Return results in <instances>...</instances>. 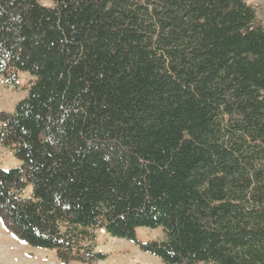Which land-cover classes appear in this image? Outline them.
<instances>
[{
	"label": "trees",
	"instance_id": "1",
	"mask_svg": "<svg viewBox=\"0 0 264 264\" xmlns=\"http://www.w3.org/2000/svg\"><path fill=\"white\" fill-rule=\"evenodd\" d=\"M50 1L0 0V76L27 91L0 110L4 228L61 264L108 260L101 232L163 264H264L252 0Z\"/></svg>",
	"mask_w": 264,
	"mask_h": 264
},
{
	"label": "rangeland",
	"instance_id": "2",
	"mask_svg": "<svg viewBox=\"0 0 264 264\" xmlns=\"http://www.w3.org/2000/svg\"><path fill=\"white\" fill-rule=\"evenodd\" d=\"M51 5L50 0H41ZM258 10L259 18L264 22V0L251 1ZM27 73L20 75V85L26 87L31 81ZM27 95L25 88L12 90L0 76V110L12 112L21 99ZM21 164L13 154L0 143V167L9 169ZM138 236L144 240H152L162 236L160 229L139 228ZM97 248L110 254L108 260L99 264H163L159 258L144 253L130 241L109 237L103 232L99 234ZM0 264H61L55 252L32 248L8 232L0 221ZM76 264V263H75Z\"/></svg>",
	"mask_w": 264,
	"mask_h": 264
}]
</instances>
